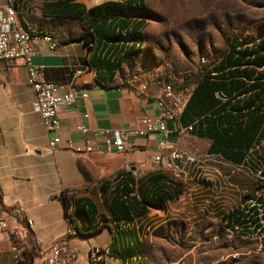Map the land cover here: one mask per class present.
I'll return each mask as SVG.
<instances>
[{
    "label": "crops",
    "instance_id": "1",
    "mask_svg": "<svg viewBox=\"0 0 264 264\" xmlns=\"http://www.w3.org/2000/svg\"><path fill=\"white\" fill-rule=\"evenodd\" d=\"M12 2L19 24L47 35L36 41L39 78L60 86L59 96L75 93L60 112L62 143L53 151L33 109L26 66L0 62V200L23 249L38 262L74 219L81 231L77 264L91 248L109 251L101 264H144L154 217L165 223L171 216L189 221L203 215L233 223L242 184L226 168L245 169L264 183V52L254 60L258 50L249 45L229 48L208 69L209 81L198 86L183 115L194 131L172 139L196 159L174 162L183 168L178 174L172 150L162 147L164 134L129 135L124 152L104 150L107 131L143 129L144 118L161 114L159 97L131 88L122 76L126 63L142 53L146 0H0V6ZM105 3H120L123 16L114 17L116 7L98 11ZM81 127L99 132L88 137L100 150L84 152ZM159 155L162 167L153 171ZM12 247L9 233L0 230V264H16Z\"/></svg>",
    "mask_w": 264,
    "mask_h": 264
},
{
    "label": "rangeland",
    "instance_id": "2",
    "mask_svg": "<svg viewBox=\"0 0 264 264\" xmlns=\"http://www.w3.org/2000/svg\"><path fill=\"white\" fill-rule=\"evenodd\" d=\"M144 14L148 25L142 53L126 63L122 76L152 98L164 95L166 88L180 99L192 96L231 44L264 41V0H146ZM226 172H234L242 184L239 207L249 195H264L263 182L245 169ZM154 218L152 223H158L144 240V264H264L262 232L253 235L250 229L256 239L245 240L203 215L189 221L171 216L165 223Z\"/></svg>",
    "mask_w": 264,
    "mask_h": 264
},
{
    "label": "built area",
    "instance_id": "3",
    "mask_svg": "<svg viewBox=\"0 0 264 264\" xmlns=\"http://www.w3.org/2000/svg\"><path fill=\"white\" fill-rule=\"evenodd\" d=\"M14 6V2L7 6H0V62L12 65L18 61H23L28 70L29 83L35 91L33 109L41 116L43 125L49 134V148L55 151L60 149L62 143L59 134L61 130L60 112L63 108L69 107L74 103L75 93L73 89H68L62 96H59L60 86L39 78L40 71L33 64V58L37 54L36 41L39 38H36L35 34L34 38H24L21 28L14 17ZM47 41L50 42L51 49L55 50L58 48V42L54 38H50ZM189 95L185 99H180L172 88H166L164 95L158 99L161 114L144 118L142 121L143 129L126 133L113 130L107 131L104 150L106 152H124L126 150L125 142L129 135L164 134L168 139L162 143V147L172 150L170 154V160L173 163L172 167L178 174H181L183 168L174 162H196L192 155L178 150L172 141L173 138L182 139L194 131V124L185 125L182 121L183 112L191 96ZM88 96V93L84 94L85 98ZM80 129L86 139L84 152L92 153L100 150L92 145L88 137L90 134L96 137L99 132L86 127H81ZM52 134L54 136H50ZM161 167L162 156L159 155L155 157L152 170H159ZM126 169L130 170V166H127ZM240 210L241 221H237V229L228 228L227 222L224 225L232 235L236 234L245 240L256 239L255 236H250L249 233H241V225L242 222H250V220H254V217L261 214V211L264 210V195L250 198L249 201L240 206ZM7 217L8 214L0 200V230L9 233L12 239V252L16 254V264H77L79 261L81 252L75 243V238L78 237L77 231H71V225L66 235L58 240L38 262L36 256L33 261H26L24 254L26 251L22 246V235L11 230ZM108 254L109 251L107 250L91 248L86 255L84 264H101Z\"/></svg>",
    "mask_w": 264,
    "mask_h": 264
},
{
    "label": "trees",
    "instance_id": "4",
    "mask_svg": "<svg viewBox=\"0 0 264 264\" xmlns=\"http://www.w3.org/2000/svg\"><path fill=\"white\" fill-rule=\"evenodd\" d=\"M134 1H138V0H134ZM112 7H116V8H117V9H116V12H115V16H114L115 18H118V17L123 16L124 13H123L122 6H121L120 3H105V4H102V5L98 6V7H97V10H98V11H101L102 8L111 9ZM95 10H96V8L93 9V10H91L90 12H91V13H94ZM107 11H108V10H107ZM137 13H138V14L140 13V8L137 9ZM28 28H29V27H28ZM29 29H30V28H29ZM30 30H31V29H30ZM31 31H32L33 35H34V34H35V36H36V35H39V34L35 33L33 30H31ZM41 36H43V35H41ZM45 36H47V35H44V37H45ZM48 37H49V36H48ZM50 37H51V36H50ZM82 39H83L82 36H81V37H70V38L66 39L65 42H67V43H69V42H75V41H79V40H82ZM249 46L252 47V48H254V49H256V50H258V51H256V52H253V54L256 55V56L254 57V60H256L257 55L259 54V52H264V41L260 42L258 45H257V44H252V45H249ZM237 47H241V46H239L238 44H236V45L231 44V45H230V49H231V51H232V49H236ZM251 56H252V55H251ZM242 58H243V57H241L240 59H238V64L240 63V61H241ZM209 79H210V76L208 75V73L205 74L204 77H203V79H202V81H201V82L197 85V87L194 89L193 94H192L191 98L189 99V101H188V103H187V105H186V108H185V110H184V112H183V115H184V113L186 112V109H187V107L189 106L190 101L192 100V97H193V95H194V93H195V90L198 88V86L201 85V83L208 82ZM182 121H183V118H182ZM260 188H264V183L260 184ZM249 196H250L251 198H254V195H249ZM67 211H68V201H67ZM240 215H241V211H240V208H239L238 211H237V214H236V216H235V218H236L237 220L234 218L233 223H231V224H230L229 222H227V227H228V228H232L233 224H236L237 221H240ZM255 220H256V219H255ZM70 221H71V226H73V227L75 228V230L77 231L78 235H81V231H80V227H79L78 222H76V220H74V219H71ZM234 221H235V222H234ZM256 222H257V220L255 221V223H256ZM225 227H226V226H225ZM227 227H226V229H227ZM24 254H25L26 261H33V259L35 258V255H33V254L28 255L27 252H25Z\"/></svg>",
    "mask_w": 264,
    "mask_h": 264
},
{
    "label": "bare ground",
    "instance_id": "5",
    "mask_svg": "<svg viewBox=\"0 0 264 264\" xmlns=\"http://www.w3.org/2000/svg\"><path fill=\"white\" fill-rule=\"evenodd\" d=\"M15 20L17 24L19 25V27L21 28V32L24 38H34L32 31L27 26L19 24V20L16 17H15ZM36 38L40 39V38H45V37L41 35H36ZM255 219L257 220L256 223H255L256 221ZM240 221H241V215H240ZM230 229H237V223L233 224L232 228ZM250 229L253 230L252 231L253 235L259 234L260 232L264 233V210L261 211V214L259 216L254 217V220H250V222H242L241 233H249L251 231ZM71 231H76L73 226L71 228ZM253 235H250V236H253Z\"/></svg>",
    "mask_w": 264,
    "mask_h": 264
},
{
    "label": "water",
    "instance_id": "6",
    "mask_svg": "<svg viewBox=\"0 0 264 264\" xmlns=\"http://www.w3.org/2000/svg\"><path fill=\"white\" fill-rule=\"evenodd\" d=\"M263 177H264V173H263V175H262Z\"/></svg>",
    "mask_w": 264,
    "mask_h": 264
}]
</instances>
